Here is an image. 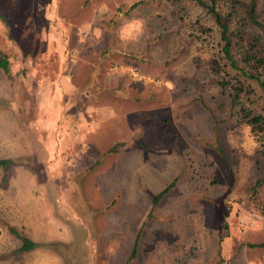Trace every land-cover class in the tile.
I'll use <instances>...</instances> for the list:
<instances>
[{
	"label": "rangeland",
	"instance_id": "rangeland-1",
	"mask_svg": "<svg viewBox=\"0 0 264 264\" xmlns=\"http://www.w3.org/2000/svg\"><path fill=\"white\" fill-rule=\"evenodd\" d=\"M136 1L0 0V159L16 160L0 167V264H264L249 246L264 242V137L223 122L230 99L204 73L219 36L196 23L214 24L192 3L171 21L168 0L120 15ZM110 49L100 81L119 97H61L63 65L83 80ZM110 104L119 124L77 133L76 107ZM10 228L42 246L16 253Z\"/></svg>",
	"mask_w": 264,
	"mask_h": 264
},
{
	"label": "trees",
	"instance_id": "trees-1",
	"mask_svg": "<svg viewBox=\"0 0 264 264\" xmlns=\"http://www.w3.org/2000/svg\"><path fill=\"white\" fill-rule=\"evenodd\" d=\"M168 1L173 7V10L167 14L171 17V21L185 22L189 15L187 4L192 3L200 7L205 17L214 24L215 29L208 28L200 20L196 23L202 35H212L216 31L219 36L220 56H214L209 60L210 62L206 63L204 73L211 77V81L219 87L221 94L230 99V112L223 122L236 117L237 123L249 125L253 133L264 137V107L263 111H259L251 106L252 103H258L257 98L254 99L258 95V91L261 93L259 99H264V7L260 8L261 0ZM151 4H149V0H137L126 10L121 9L119 13L123 16H131L135 10ZM223 5L229 8L228 12H223L221 9ZM114 54L115 52L111 49L105 51L102 62L109 60ZM199 61L196 62L197 65H199ZM11 66V57L0 49V69L10 75ZM123 147L124 144H122V148L120 145L117 148H112L110 152L116 154ZM15 162L14 159H0V167L6 170ZM258 186H260L259 183L254 188V192L257 191ZM10 232L21 243L16 253L28 254L42 246L19 233L15 228H10ZM249 246L264 249V242Z\"/></svg>",
	"mask_w": 264,
	"mask_h": 264
},
{
	"label": "crops",
	"instance_id": "crops-1",
	"mask_svg": "<svg viewBox=\"0 0 264 264\" xmlns=\"http://www.w3.org/2000/svg\"><path fill=\"white\" fill-rule=\"evenodd\" d=\"M103 60L104 59L101 58L98 63L94 64L90 63L89 61H86L85 64L89 68V74L83 80H80V78H78V70L75 71L76 73L74 72L71 74L69 73L70 71H67V67L63 65L64 69L61 71V74L59 75L57 80V84L55 85L56 89L59 90L61 97L65 92H68L70 96L79 95L80 98L82 96H87L88 98L93 96V98H97L102 93V91L103 93L107 92L110 97H119V94L122 92V88L119 87L118 82L117 85H115L116 87H113L111 85L108 86L107 84H104L100 81V74L103 69L101 68L103 66ZM53 88L54 86L51 87V89ZM82 104L84 103H81V105ZM80 106L74 109L73 114H76V116H72V119L75 121L71 122L75 125L77 133L80 135H95L99 132L98 129H105L106 125L110 121L116 120V117L118 119V124L120 123V105L110 104V106L108 107L105 106L106 109H109L108 112L102 111L98 107H94L97 105L89 107L84 106L86 108H79ZM67 110L68 108L64 110H61L60 108L58 110V113H61L63 111L62 113L67 114ZM82 119H84L83 123Z\"/></svg>",
	"mask_w": 264,
	"mask_h": 264
}]
</instances>
